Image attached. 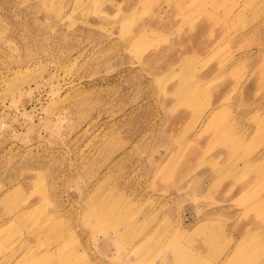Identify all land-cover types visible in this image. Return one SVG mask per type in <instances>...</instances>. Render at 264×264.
<instances>
[{
    "label": "rangeland",
    "instance_id": "1",
    "mask_svg": "<svg viewBox=\"0 0 264 264\" xmlns=\"http://www.w3.org/2000/svg\"><path fill=\"white\" fill-rule=\"evenodd\" d=\"M260 198L264 0H0V264H264Z\"/></svg>",
    "mask_w": 264,
    "mask_h": 264
},
{
    "label": "bare ground",
    "instance_id": "2",
    "mask_svg": "<svg viewBox=\"0 0 264 264\" xmlns=\"http://www.w3.org/2000/svg\"><path fill=\"white\" fill-rule=\"evenodd\" d=\"M199 23H200V22H193V23L190 22V27H191V29H194L195 27H199ZM18 72H19L18 74L15 72V73H16L15 75L18 76V75L20 74V71H18ZM23 73L27 74V71H23ZM23 73H22V74H23ZM28 73H29V72H28ZM22 74H20V76H21L20 78H22V77L24 76V77H23V81H24V80H27V79L25 78V76H27V75H25V74L22 75ZM17 76H15V78H18ZM27 77H28V78H29V77L31 78V73H30V76H29V74H28ZM32 77H33V75H32ZM19 80H20V79H19ZM21 80H22V79H21ZM30 80L33 81V79H30ZM17 81H18V80H17ZM24 82H25V81H24ZM27 82H28V81H27ZM16 83L18 84V82H16ZM13 85H14V84H13ZM10 86H12V85H10ZM16 88H17V87H16ZM12 89H13V87H12ZM17 89H18V88H17ZM9 90H10V91H9ZM13 90H15V89H13ZM13 90H12V91H13ZM12 91H11V89H8V90L6 91V93L9 94V93L11 92L12 94L15 95L16 90L13 91V92H15V93H13ZM11 93H10V94H11ZM17 94H18V92H17ZM7 97H8V96H7Z\"/></svg>",
    "mask_w": 264,
    "mask_h": 264
},
{
    "label": "crops",
    "instance_id": "3",
    "mask_svg": "<svg viewBox=\"0 0 264 264\" xmlns=\"http://www.w3.org/2000/svg\"><path fill=\"white\" fill-rule=\"evenodd\" d=\"M263 205H264V200L260 198V199L256 202V206H257V207H261V206H263Z\"/></svg>",
    "mask_w": 264,
    "mask_h": 264
}]
</instances>
